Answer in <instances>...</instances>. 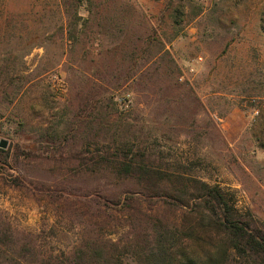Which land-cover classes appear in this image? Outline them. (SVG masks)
I'll return each instance as SVG.
<instances>
[{
  "label": "rangeland",
  "instance_id": "374dc122",
  "mask_svg": "<svg viewBox=\"0 0 264 264\" xmlns=\"http://www.w3.org/2000/svg\"><path fill=\"white\" fill-rule=\"evenodd\" d=\"M2 138L0 264L133 255L160 222L217 253L224 234L173 186L218 185L264 226V0H0ZM126 141L167 187L102 160Z\"/></svg>",
  "mask_w": 264,
  "mask_h": 264
},
{
  "label": "trees",
  "instance_id": "16d2710c",
  "mask_svg": "<svg viewBox=\"0 0 264 264\" xmlns=\"http://www.w3.org/2000/svg\"><path fill=\"white\" fill-rule=\"evenodd\" d=\"M135 147L134 144L126 141L114 147L113 151L110 150L111 148L107 149L102 153L101 158L108 161L118 174L135 178L146 184L148 188L163 190L167 187L168 177L163 171L144 160L146 157L144 149ZM7 152L0 148V157ZM138 157L140 160L136 161ZM196 182H198L197 192L194 193H191V186L188 184L178 182L176 186H173L174 190L180 193L177 200H181L179 198L182 195H189L190 198L199 201L197 204L203 210L198 222L199 228H212L223 233L226 247L218 248V252L211 255L205 252L204 258L198 257L197 251L190 247L177 249L175 241L177 229L167 227L160 222L161 225L158 226L153 224L152 235H149L144 245L133 250V255L111 249L103 250L102 260L93 262L90 260L93 258L92 254L90 255L87 250H79L76 256L83 258V261L79 262L76 259L74 264H228L230 250L238 257L248 260L249 263L264 264V226L251 217L239 214L220 186L201 180ZM2 231L0 243L6 244L7 241L12 240L13 234L10 229ZM20 250L30 249L27 245H23ZM6 253L8 254L9 251ZM87 257H89L88 260ZM126 259L130 261L127 262ZM12 261L9 264H13Z\"/></svg>",
  "mask_w": 264,
  "mask_h": 264
},
{
  "label": "water",
  "instance_id": "95a60500",
  "mask_svg": "<svg viewBox=\"0 0 264 264\" xmlns=\"http://www.w3.org/2000/svg\"><path fill=\"white\" fill-rule=\"evenodd\" d=\"M7 147H8V140L2 138V139L0 140V148H1V149H6Z\"/></svg>",
  "mask_w": 264,
  "mask_h": 264
}]
</instances>
